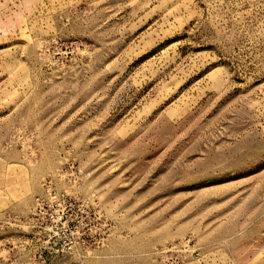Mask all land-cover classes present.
Masks as SVG:
<instances>
[{"label":"rangeland","instance_id":"1","mask_svg":"<svg viewBox=\"0 0 264 264\" xmlns=\"http://www.w3.org/2000/svg\"><path fill=\"white\" fill-rule=\"evenodd\" d=\"M0 264H264V0H0Z\"/></svg>","mask_w":264,"mask_h":264}]
</instances>
